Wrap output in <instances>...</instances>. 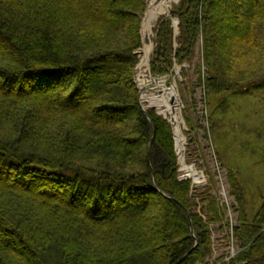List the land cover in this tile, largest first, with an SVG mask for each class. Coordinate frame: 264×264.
<instances>
[{
  "label": "trees",
  "instance_id": "obj_1",
  "mask_svg": "<svg viewBox=\"0 0 264 264\" xmlns=\"http://www.w3.org/2000/svg\"><path fill=\"white\" fill-rule=\"evenodd\" d=\"M146 7L0 0V264H218L210 223L236 238L240 251L224 263L264 264V202L228 232L218 201L207 190L198 201L179 179L171 124L140 105ZM171 10L180 32L158 21L151 72L194 64L205 139L227 168L225 126L264 149V0Z\"/></svg>",
  "mask_w": 264,
  "mask_h": 264
},
{
  "label": "rangeland",
  "instance_id": "obj_2",
  "mask_svg": "<svg viewBox=\"0 0 264 264\" xmlns=\"http://www.w3.org/2000/svg\"><path fill=\"white\" fill-rule=\"evenodd\" d=\"M157 24L158 21L155 23L152 31L145 35V46L139 50V65L144 58L143 51L146 46H151L152 53L150 58H152V54L154 53L153 51L156 48L155 29ZM175 35H177L176 29ZM197 61L198 57L195 59V62ZM194 70V64L190 65L189 63H185L184 65H180L175 63L173 71L168 75L156 76L151 72V69L149 75L153 78H169V85L174 80L177 81L178 89L182 96L184 105L180 111V116L184 118L186 127V160L188 163L195 164V167L198 169V171L203 173V177L205 178L203 183L197 184L193 189L194 198L200 200V198L204 195V191L206 190V192H209L212 196L217 198L218 203L224 209L223 224L227 226L228 232L230 231L233 233L234 228L240 224L239 215L241 210L245 211L249 216H252L264 202V149L262 146L257 144V140H255V144H252V139L247 140V137L238 135L237 130L236 136L232 137L230 134L233 131L231 132L229 128L225 126L223 128V133L226 136L225 146L227 151L224 155V162L227 163L228 166L226 168L222 165L221 161L218 160L214 149V142L212 141L213 136L211 135L209 140L205 139L206 132L207 134L209 133L210 136L211 131L209 120L207 118L208 108L206 99H204L205 92L202 87L198 86L197 77ZM137 76L138 69L135 74V79H137ZM143 105L147 108L150 107L147 103H144ZM247 110L250 113L252 108H247ZM198 122H200L201 127L197 126ZM229 123L230 122L227 121L226 124L228 125ZM255 124L256 123L254 121L250 120L248 122V127H255ZM246 127L247 126L244 127V130H246ZM239 128L241 127L238 126L235 129ZM173 133L174 137L176 138L175 129H173ZM248 143H251V145H247ZM175 148L178 153L177 147ZM229 166H231L234 171H236V188H234V185L230 180V175L228 172V169L230 168ZM178 170L179 175L184 177L186 172L181 170L180 161ZM223 183L227 185L230 203L221 199L219 194L220 187ZM239 193L242 196V202H238L236 198ZM198 212H201L200 208L198 209ZM211 232L213 242V257L211 258L210 262L214 263L223 258V260L218 264H226L224 261H228L232 254H236L239 249L236 238L233 236L231 240L226 239V231L214 224L211 225Z\"/></svg>",
  "mask_w": 264,
  "mask_h": 264
},
{
  "label": "bare ground",
  "instance_id": "obj_3",
  "mask_svg": "<svg viewBox=\"0 0 264 264\" xmlns=\"http://www.w3.org/2000/svg\"><path fill=\"white\" fill-rule=\"evenodd\" d=\"M177 0H148V9L145 15L143 31L144 34H148L152 31L155 23L159 21L163 16L167 15L172 5ZM151 46H146L139 68H138V84L142 89V101L149 104L150 107H155L156 110L168 116L174 124L176 144L179 154V161L181 170L186 172L194 183L200 184L205 181L203 173L198 171L195 164L188 163L186 160V137H185V124L184 118L180 116V111L183 108L182 96L179 92L177 81L174 80L170 85L168 79L153 78L149 75V61L151 57ZM172 100H175L172 102Z\"/></svg>",
  "mask_w": 264,
  "mask_h": 264
},
{
  "label": "water",
  "instance_id": "obj_4",
  "mask_svg": "<svg viewBox=\"0 0 264 264\" xmlns=\"http://www.w3.org/2000/svg\"><path fill=\"white\" fill-rule=\"evenodd\" d=\"M180 1H181V0H177L174 4H177V3H179ZM147 4H148V1H147ZM169 18H172V19H173V26H174L175 29H176L177 35H179V24H180V21H179L178 18H174V17H173V12H172V10H169L168 14L165 15V20H166V19H169ZM144 20H145V18H144ZM143 25H144V21H143V24H142V28H143ZM141 32H142V36H143V44H144L145 34H144L143 29H142ZM144 46H145V44H144ZM138 66H139V63H138V65L136 66L135 71H137ZM135 81H136V83H137V79H135ZM139 98H140V105L142 106V108H143L144 111L148 112L149 110H153V109H155V107H149V108H147V107H145V106L143 105L144 103H143V101H142V89H141V88H140V96H139ZM174 101H175V100H172V102H174ZM157 114L160 115V116H163L165 119H167V120L169 121V123L172 125L173 129H174V124H173V122L171 121V119H170L168 116H164L163 114H160L158 111H157ZM175 140H176V139H175ZM176 147H177V146H176ZM177 157H178V153H177ZM178 159H179V157H178ZM190 178H191L190 176H187L186 179H190Z\"/></svg>",
  "mask_w": 264,
  "mask_h": 264
},
{
  "label": "built area",
  "instance_id": "obj_5",
  "mask_svg": "<svg viewBox=\"0 0 264 264\" xmlns=\"http://www.w3.org/2000/svg\"><path fill=\"white\" fill-rule=\"evenodd\" d=\"M219 194L225 202L230 203L229 192L227 191V185H225L224 183L220 187V193Z\"/></svg>",
  "mask_w": 264,
  "mask_h": 264
}]
</instances>
